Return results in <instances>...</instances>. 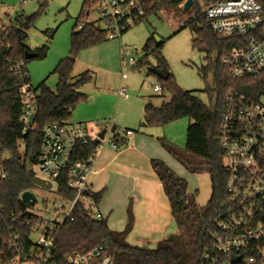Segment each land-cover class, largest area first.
Listing matches in <instances>:
<instances>
[{
	"label": "built area",
	"instance_id": "1",
	"mask_svg": "<svg viewBox=\"0 0 264 264\" xmlns=\"http://www.w3.org/2000/svg\"><path fill=\"white\" fill-rule=\"evenodd\" d=\"M159 0H88L85 9L86 22L97 26L106 39L121 38L122 34L139 24ZM21 1L8 13V21L0 19V37L7 39L8 30L15 17L22 12ZM185 1L179 5L183 8ZM200 14L208 21L215 33L237 38L235 45L223 58V65L235 78L260 75L264 72V4L263 0H214L198 1ZM194 6V2L190 9ZM189 9V10H190ZM198 14L193 11L182 21L193 20ZM122 78L128 70L138 65L132 51H122ZM26 64L19 62L11 66L18 78L21 101L20 122L23 134L37 130V89L31 83ZM156 92L162 91L160 84L153 83ZM128 97L127 89L116 91ZM108 124L110 128H108ZM104 132L102 138L99 134ZM43 143L39 155L42 179L50 188L34 184L46 191L39 201L33 188L26 191L36 197L22 211L3 214L0 207V264H58L54 261V248L58 235L67 220L73 219L79 202L89 195V176L98 153L109 146L119 148V142L132 136L131 129H121L113 122L98 121L94 124L50 123L43 130ZM224 151L223 165L228 175L229 194L226 209L217 221L211 247L204 253L208 264H264V104L247 98L243 94L228 91L223 96L221 122L217 135ZM98 143L87 159L75 160L78 145ZM23 154L24 141L19 142ZM6 156L0 152V184L9 179L5 166ZM35 166V165H34ZM31 169H33V167ZM66 178L72 197L60 192L59 179ZM54 186L56 187L55 190ZM48 193V195H47ZM85 204V203H84ZM85 206L90 214L102 219L98 205ZM94 211V212H92ZM65 264H113L104 244L87 251L68 252Z\"/></svg>",
	"mask_w": 264,
	"mask_h": 264
},
{
	"label": "trees",
	"instance_id": "2",
	"mask_svg": "<svg viewBox=\"0 0 264 264\" xmlns=\"http://www.w3.org/2000/svg\"><path fill=\"white\" fill-rule=\"evenodd\" d=\"M184 1L186 0H159L147 16L163 8L184 10L179 7ZM193 1L194 6L190 11H195L198 17L188 20L184 26H189L196 33L194 46L206 54L207 64L200 68V72L206 78L212 76L213 87H206L209 103H204L193 92L180 88L173 74L170 73L166 79H162L152 73L158 78L162 91H168L171 96L161 106H155L151 102L145 105L142 126H165L181 118L190 119L185 149L200 159L198 165L209 174L211 194L206 205L202 210L193 205L188 194L187 180L178 176L164 161L152 159V169L163 184L172 216L180 232L158 241L154 247L132 245L126 240L133 225L132 215L123 230H112L106 219L93 217L85 204L79 202L73 219L64 223L58 235L54 248V261L58 264H65L64 256L68 252L87 251L99 244L105 245L113 264H208L204 253L211 247L217 232V221L225 211L229 198L228 175L223 165L224 151L217 140L223 96L232 91L260 101L264 96V72L260 75L233 78L228 68L223 65V58L235 45L237 38L224 37L212 31L208 21L200 14L198 0ZM87 3L88 0L85 5ZM39 13L27 16L21 12L8 30L7 39L0 37V152L6 156L5 166L9 173V179L0 184V207L6 217L11 211H22L27 206L21 200V193L35 186L28 179L27 171L28 165L32 167L39 162L43 128L50 123H66L72 117L73 110L87 101V95L80 91V87L92 80L91 73L86 71L75 82H71L79 54L106 39L103 32L92 23L86 22L82 28L73 29L69 54L60 60L54 70L58 75L56 89H51L45 82L36 88L37 130L25 135L19 119L20 84L11 71V66L24 62L25 70L28 71L27 63L31 59L26 58L27 51L37 53V58L46 56V45L36 49L27 45L28 31L35 25ZM84 14L85 9L78 17L76 26L79 27L80 23L85 22L82 20ZM161 47L162 43H154L151 39L145 45L144 57L149 53L154 54L158 60V66L155 67L158 68L167 67ZM145 58L138 60L135 67L146 65L151 73V66ZM20 141H24L23 154L19 148ZM160 141L162 143L164 138ZM125 143V140L119 142V148ZM97 145L95 141L78 145L74 151L75 160L87 159ZM166 148L178 159L186 161L177 154L173 146ZM59 186L60 192L66 193L68 197L73 196L66 178L59 179ZM105 193L106 189L99 192L89 191V196L98 205Z\"/></svg>",
	"mask_w": 264,
	"mask_h": 264
},
{
	"label": "rangeland",
	"instance_id": "3",
	"mask_svg": "<svg viewBox=\"0 0 264 264\" xmlns=\"http://www.w3.org/2000/svg\"><path fill=\"white\" fill-rule=\"evenodd\" d=\"M20 1L21 3L26 1L22 8L25 15L29 16L40 12L35 25L28 31L27 45L31 49L44 45L48 47L45 57L31 59L27 63L31 82L35 88L45 82L55 90L58 75L54 70L60 60L69 54L72 31L79 29L76 26L77 19L84 9L89 7L92 10L93 8L89 6V3L85 5L86 0H0V19L7 22V14ZM198 1L203 2V0ZM192 12V10L160 9L124 32L121 38L105 39L84 49L79 54L73 68L71 82H75L79 76L89 71L92 80L84 83L80 87V91L89 95L93 90L95 93L99 92L98 90L102 91V98L108 99L109 118L114 121L113 124L115 122L118 124L117 120H119L128 124L119 125L123 127L121 129L131 127L136 134L146 133L151 139L157 138V136L164 137L162 143L166 147L173 146L177 154L186 159V161H182L168 152L169 162L167 165L178 176L187 180L190 199H192L193 205L202 210L211 194V181L208 173L201 170L198 165L200 159L185 149L190 119L181 118L165 126L140 125L144 121L142 105L151 102L155 106H161L164 101L170 99L171 95L168 91H154L153 83L160 84V82L154 74L149 72L146 65L129 69L127 78L122 79V51L126 49L132 51V56L137 60L145 58V45L151 39L154 43H162L161 54L179 87L193 92L208 104L209 96L206 87H213L212 76L209 75L206 78L200 72V68L207 64L206 54L194 46L196 33L189 26L182 24V21L187 19ZM88 18L90 17L84 14L82 20L86 21ZM145 59L151 67L158 66V60L154 54L149 53ZM120 87L127 89L128 98L118 97L115 91ZM261 101L264 104V96ZM104 107L107 108L106 105ZM71 120L70 118L66 123L70 125ZM131 125H136V127ZM108 128H110L109 124ZM159 142L161 143L160 140ZM32 172L41 176L36 165ZM32 188L40 201L46 191L38 186ZM55 188L54 186L53 190ZM92 201V198L88 196L84 203L89 205ZM101 209L104 210L102 205ZM122 214V217L125 215L126 218L127 215L128 217L131 215L130 205L122 209Z\"/></svg>",
	"mask_w": 264,
	"mask_h": 264
},
{
	"label": "crops",
	"instance_id": "4",
	"mask_svg": "<svg viewBox=\"0 0 264 264\" xmlns=\"http://www.w3.org/2000/svg\"><path fill=\"white\" fill-rule=\"evenodd\" d=\"M98 91L96 94L93 90L90 95L83 92L87 95V101L73 110L70 125L94 124L100 120L114 122L109 118L108 99H103L102 91ZM146 104L142 105L143 116ZM117 121L118 124L115 122L114 125L118 128H123L119 125H128ZM142 123L143 121L140 125ZM125 129L134 131L131 127ZM161 138L164 137L151 139L146 133L136 134L134 131L121 148H103L98 153L93 172L89 176L90 191L106 189L98 208L110 229L121 231L126 227L130 216L122 217V209L130 205L133 225L126 240L132 245L154 247L158 241L180 232L172 216L163 184L151 166L152 159H160L166 164L169 162V151L159 142ZM201 170L208 173L205 168Z\"/></svg>",
	"mask_w": 264,
	"mask_h": 264
},
{
	"label": "water",
	"instance_id": "5",
	"mask_svg": "<svg viewBox=\"0 0 264 264\" xmlns=\"http://www.w3.org/2000/svg\"><path fill=\"white\" fill-rule=\"evenodd\" d=\"M193 0H186L184 5H183V9L184 10H189L190 7L192 6L193 4ZM38 57V54L35 53V52H32V51H27L26 53V58L27 59H34V58H37ZM150 71L151 73H154L155 75H157L158 77L162 78V79H166L170 72L168 70V68L166 66L162 67V68H158V67H155V66H152L150 68ZM104 130L99 134V137L102 138L104 136ZM27 175H28V179L38 185V186H41V187H45V188H50L51 187V184L50 183H46L45 181H43L42 179L36 177L33 172H32V169L30 167V165H28V171H27ZM85 195H89V192L86 191L85 192ZM36 199L35 195L29 191H26L22 194V200L29 203L31 201H34Z\"/></svg>",
	"mask_w": 264,
	"mask_h": 264
}]
</instances>
